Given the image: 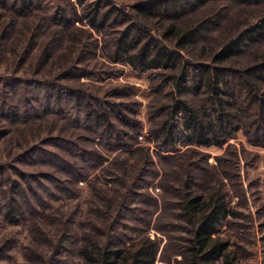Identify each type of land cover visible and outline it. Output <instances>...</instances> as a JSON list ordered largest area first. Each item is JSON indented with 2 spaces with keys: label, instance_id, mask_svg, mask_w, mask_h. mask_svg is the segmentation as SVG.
Here are the masks:
<instances>
[{
  "label": "trees",
  "instance_id": "obj_1",
  "mask_svg": "<svg viewBox=\"0 0 264 264\" xmlns=\"http://www.w3.org/2000/svg\"><path fill=\"white\" fill-rule=\"evenodd\" d=\"M212 1L214 0H144L127 11L111 0H0V10L10 11V19L5 20L1 34V46L10 39L13 30L21 25L19 18L28 19L43 12L37 24L27 30L30 34L22 50V63L40 48L41 41L51 27L70 36L75 33V29H79L87 33L91 40L83 44V60H87L88 54L94 55L90 49L94 51L98 48L100 43L97 40L100 36L104 42L101 44L104 45L106 57L112 62L129 65L141 73H157L164 78L165 83L174 84L175 96L173 103L167 107L169 113L166 119L158 131L150 130L147 133L148 141L154 140L156 147L166 153V156L184 154L185 151L179 152V144L184 145L186 150L195 147H222L226 144L230 146V140L238 137L240 132L252 144L264 146V58L243 69L225 66L233 58L242 56L251 47L264 42V16L224 43L213 55L211 63H192L184 59V50L203 41L202 38L212 27L216 17H209L184 31H178L175 22L189 10H196ZM252 1L261 3L264 0ZM147 19H158L161 22L169 20L173 23L157 36L143 24V20ZM108 34L110 36L106 38ZM52 37L40 51L39 58L43 59L41 63L44 66L50 63L53 56V41L56 37ZM90 73L77 64L62 75L66 78L76 76L84 82ZM16 81L20 84L28 83L25 79ZM31 83L41 84L34 81ZM46 90L47 97L49 94ZM53 92V96L50 95L53 107L43 113L65 117L81 134L78 133L74 141L60 137H52L49 141L53 143V147L54 142H57L56 147L64 151H67L65 145H69L71 150L67 151L68 155L75 162L73 164L59 153L36 146L20 154L21 160L36 155L37 160L49 162L58 170H67L71 174V181L78 184L88 179L89 171L104 166L113 154L119 160V156L127 153L139 150L149 152L138 140L141 134L139 122L122 115L121 109L127 107L125 104L100 100L83 89L63 85ZM185 95L203 97L202 103L197 108L183 98ZM73 102L71 107L74 110L71 113L69 105ZM3 105L8 106L5 103ZM17 106L15 108L16 106L9 105L5 116L10 122L24 123L27 115L19 112V105ZM112 115L122 123L123 128L116 125ZM152 132L154 136H151ZM83 133L92 138L87 134L82 135ZM91 141L99 147L82 148L81 142ZM146 157L141 174L123 194L121 201L112 202L101 192L97 193L96 187L91 184L92 195L97 202H91L93 205L88 212V217H91L83 222L86 229L82 235L71 228L68 219L62 218L60 209L49 207L52 213L46 214L47 208L41 204L42 193L54 196V192L68 196L72 194L66 182L51 173L39 176L42 180L32 178L37 181L36 188L25 181L26 189L32 191L30 195L23 182L13 181L12 194L4 205V219L12 224L28 219L35 242L41 241L44 246L53 249L49 264H156L158 248L155 243H145L130 251L124 247V234L119 231L120 228H128L122 224L121 214L130 211L132 198L142 197L137 192L136 184L153 174L148 170L153 165L152 156L148 154ZM118 160H113L114 163L108 169L105 167L94 182L102 180L101 184L105 186L121 184V179L115 177L110 169L120 163L125 165L126 159H120V163ZM192 182L188 180L183 190H176L174 195L178 199L176 205L179 207L180 217L189 225L188 233L191 235L183 251L192 264H216L220 260L224 264H234L229 251L230 242L216 237L231 213L228 196L222 193L221 188L208 197L196 194ZM33 202L39 206L41 204V210L34 207ZM48 220H51V226H58L59 235L55 242L43 229ZM148 223L151 221L146 224ZM65 259L71 261L63 262Z\"/></svg>",
  "mask_w": 264,
  "mask_h": 264
},
{
  "label": "rangeland",
  "instance_id": "obj_2",
  "mask_svg": "<svg viewBox=\"0 0 264 264\" xmlns=\"http://www.w3.org/2000/svg\"><path fill=\"white\" fill-rule=\"evenodd\" d=\"M111 1L130 11L134 4L144 0ZM9 13V10H0V40L5 20L10 19ZM42 14L43 12H38L28 19L19 18V22L22 23L20 22L21 25L18 23L19 27L13 30L10 39L2 46L0 41V171L3 172L0 174V264H49L53 252L52 248L44 246L41 241L35 242L28 219L17 224L4 219V205L12 194L13 181L23 182L25 189V181L36 188L37 181L32 178L42 180L39 176L51 173L66 182L72 192L70 196L56 192L55 196L42 193L41 204L47 208L46 214L52 213L49 207L60 209L62 218L68 219L71 228L78 235H82L86 229L84 223L91 217H88L89 209L93 205L91 202L92 200L97 202L92 195L91 184L96 187L97 193L101 192L112 202L121 201L123 194L141 174V167L148 154L152 156L153 161L148 170L153 174L150 178L147 175L143 182L138 181L136 188L142 197L132 198L130 211L121 214L122 224L128 227L125 230L119 229L120 233L124 234V247L133 251L142 244L153 242L158 248L156 264H192L183 251L187 240L191 238L188 233L189 225L180 217L179 207L176 205L178 199L174 197L176 190H183L187 181L191 180L196 194L208 197L221 188L222 193L228 196L231 213L216 237L230 242L231 261L234 264H264V146L252 144L246 135L240 132L238 137L230 140V146L226 144L222 147H195L186 150L184 145L179 144L178 150L185 151L184 154L166 156V153L156 147L154 140L148 141L147 133L150 130L158 131L166 119L169 113L167 107L173 103L175 96L174 84L165 83L164 78L157 73H141L129 65L112 62L108 56L106 57L102 45L104 42L100 36L97 40L98 44L100 43L98 48L96 47L94 51L90 49L94 55L88 54L87 60H83L81 49L91 40L87 33L79 29H75V33L70 36L51 27L41 41L40 48L30 54L29 60L22 63L21 57L24 55L22 50L30 34L27 30L37 24ZM212 16L216 17L215 22L202 38L203 41L184 50L185 61L211 63L213 55L224 43L262 19L264 1L258 3L252 0H214L196 10H189L175 23L178 31H184ZM170 23L173 22L143 20V24L151 28L157 36H160ZM53 35L56 37L53 41L55 46L53 56L50 63L44 66L41 63L43 59L39 58L40 51L47 41L53 39ZM109 36L108 34L106 38ZM262 58L264 42L251 47L242 56L233 58L225 66L243 69L254 65ZM77 64L91 72L92 77L88 76L85 83L79 77L66 78L62 75L67 74L68 70ZM21 79L28 83L20 84L16 81ZM32 81L41 84H33ZM62 85L83 89L87 94L100 100L125 104L127 107L121 109L122 115L139 122L141 134L138 140L149 149V152L139 150L127 153L119 156V160L113 154L104 166L89 171L88 179L78 184L71 181V174L69 175L67 170L66 172L58 170L48 164L49 162L37 160L36 155L21 160L20 154L36 146L42 150L59 153L74 164L75 159L67 152L71 150L69 145H65L67 151H64L56 147L57 142H54L53 147L49 140L52 137H60L74 141L81 132L65 117L48 116L43 113L45 110H51L53 106L50 97L53 96L54 89ZM45 90L49 94L47 97ZM183 98L197 108L203 100V97L190 95ZM2 102L8 106H16L15 108L19 105V112L27 115L25 117L27 121L20 124L10 122L5 116L8 106ZM73 104L74 102L69 106ZM70 110L72 113L74 109L71 107ZM112 117L114 121L116 120V125L123 128L115 115ZM86 136L92 138L91 135ZM151 136H154V133ZM81 146L99 147L93 141L81 142ZM120 159H126L124 166ZM113 160L120 163L110 169L115 177L121 179V184L105 186L101 184L102 180L94 182L105 167L108 169L114 163ZM26 191L28 195L32 194L30 189L27 188ZM33 203L34 207L41 210V204L39 206ZM149 220L151 223L147 225ZM50 221L48 220L43 229L55 239V242L59 235L58 226L56 224L51 226ZM73 221L75 223H72ZM67 261L71 260H63ZM216 264L224 262L220 260Z\"/></svg>",
  "mask_w": 264,
  "mask_h": 264
}]
</instances>
